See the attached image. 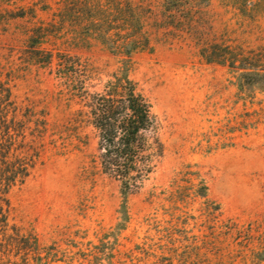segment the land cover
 <instances>
[{"label": "rangeland", "instance_id": "1", "mask_svg": "<svg viewBox=\"0 0 264 264\" xmlns=\"http://www.w3.org/2000/svg\"><path fill=\"white\" fill-rule=\"evenodd\" d=\"M213 43L264 54V0H0V94L9 116L45 121L9 219L50 264H168L174 251L186 264H264V90L241 99L228 67L202 56ZM124 66L155 122L152 170L125 220L85 103Z\"/></svg>", "mask_w": 264, "mask_h": 264}, {"label": "trees", "instance_id": "2", "mask_svg": "<svg viewBox=\"0 0 264 264\" xmlns=\"http://www.w3.org/2000/svg\"><path fill=\"white\" fill-rule=\"evenodd\" d=\"M128 25L131 28L139 27V19H135V14ZM95 27L97 38L103 43L109 41L110 35L106 32L105 24L102 21L95 22ZM122 43V54L128 58L140 48L133 36ZM201 54L209 62L228 67L244 101L264 90V54L254 56L250 53H236L228 46L217 43L203 48ZM5 96L0 94V264H50L48 251L41 250L37 236L33 232H22L20 227L10 223L8 197L11 189L22 184L29 176L39 157L37 143L42 137L40 132L45 128V121L18 118L16 113L9 116V104ZM85 103L89 108L88 120L98 136L100 170L119 181L123 197L121 209L125 220L127 196L138 188L153 166L151 136L155 131V122L151 105L137 89L126 66L113 73L103 91L95 92ZM206 190L203 184L202 192L198 194L206 196ZM225 228L227 234L232 230L237 232L229 226ZM215 234H221V230ZM214 255H221V252L218 250ZM169 256L171 259L174 256L179 258L177 262L170 261L168 264H186L182 255H176L175 251ZM167 259L163 258V262Z\"/></svg>", "mask_w": 264, "mask_h": 264}]
</instances>
